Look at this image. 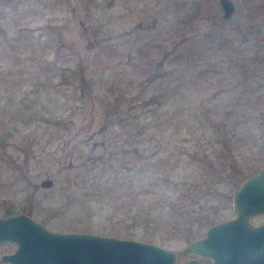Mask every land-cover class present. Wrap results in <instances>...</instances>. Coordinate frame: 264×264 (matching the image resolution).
Here are the masks:
<instances>
[{"label": "rangeland", "instance_id": "obj_1", "mask_svg": "<svg viewBox=\"0 0 264 264\" xmlns=\"http://www.w3.org/2000/svg\"><path fill=\"white\" fill-rule=\"evenodd\" d=\"M233 1L236 10L224 19L219 0H0V144L6 133L3 142L10 143L0 151V214L10 204L13 212L33 208L29 214L54 230L115 234L176 250L204 236L210 221L232 216V194L264 168V149L255 156L243 149L247 139L239 140L238 162L216 174L204 170L208 159L194 151L216 158L214 140L225 143L220 126L228 129L231 118L252 133L264 127L242 106L225 114L236 92L233 73L246 57L264 52V15L252 11L255 0ZM175 9L191 14L186 24H173ZM165 36L178 49L201 48L203 62L177 66L186 79L176 81L163 105L127 100L130 82L139 87L140 49ZM109 108L129 118L123 132L108 124ZM142 126H151L141 136L148 138L135 135ZM121 146H138V157L118 156L98 187V177L107 178L99 176L102 156ZM161 166L188 179L183 189L165 181ZM45 178L53 183L41 185ZM251 221H264V212ZM16 245L1 243L0 257ZM192 256L179 252L177 261ZM0 264L10 263L0 258Z\"/></svg>", "mask_w": 264, "mask_h": 264}, {"label": "water", "instance_id": "obj_2", "mask_svg": "<svg viewBox=\"0 0 264 264\" xmlns=\"http://www.w3.org/2000/svg\"><path fill=\"white\" fill-rule=\"evenodd\" d=\"M223 18L236 10L233 0H219ZM52 178L41 180L51 185ZM234 213L209 225L204 236L180 250L158 243L90 231L54 230L31 214H0V244L16 242L13 251L1 254L10 264H264V221L251 217L264 212V168L245 177L232 194ZM179 252L191 255L178 262Z\"/></svg>", "mask_w": 264, "mask_h": 264}, {"label": "trees", "instance_id": "obj_3", "mask_svg": "<svg viewBox=\"0 0 264 264\" xmlns=\"http://www.w3.org/2000/svg\"><path fill=\"white\" fill-rule=\"evenodd\" d=\"M254 3L255 5L251 7V9L255 12L258 11V14L256 16H260L262 14L264 15V0H255ZM176 10L178 9H175V11H173V18L178 19V21H175L173 24H186V17H190L191 14L188 11L179 14V11ZM170 31V29H166L165 33H169ZM160 39H164L162 40L164 41V43H161L162 41H155L157 42L156 44H151L148 42L145 48L140 49L139 53L141 56V60L138 61L139 64H137V67L135 69L136 80L138 81L139 87L132 86L134 84L131 81L128 92L129 96L126 98L129 101H133V103L140 102L142 105H163V100L168 95V93L174 92V89L177 86H175L176 81L186 79L185 70L182 69L180 72H178L177 66L182 65L188 68V66L196 65L197 63H199V61L201 63L203 62V58L201 57V48L197 47L198 49L196 50L195 48L188 50L182 48L181 50L180 48L178 49L177 41H171L169 36H165ZM246 59L247 60L244 63L245 66L243 67L242 71L234 72L232 75V78H234V84L230 89H234L236 92L235 97H233L231 107L229 109L225 107V114L229 116L235 115L234 112H236V108L242 106L244 108V111L246 110V113L249 112L248 116L251 118V120L254 119L253 116L255 115L257 120H254V123L257 121V123L262 126L264 124V52H255L253 55L246 57ZM208 65H212V62H208ZM250 75H255L260 78V80H256V83H253L252 81L248 80V77ZM111 104V106H114L116 108L120 105V102H112ZM248 107H252V109H247ZM217 108L219 107L216 104V109ZM110 111L111 109L109 108V113H113L114 116H110L108 118V124H110L111 126L114 124L115 128H118V130H122L121 132H123V130L129 125V118L127 116L120 115V112L118 113V111L116 113ZM197 118H199V116ZM231 119L232 120H229L230 125L228 129H226L227 127L225 124H223V127L220 126V129H222L221 132L225 128V143L219 139L214 140V142H219L218 149L216 148L214 150V153H216V158L209 157V153L207 152L199 155V149L197 151H194V153H196L197 157L199 156L200 159H208L204 166V170L208 171L209 173H221V171H223L222 167L227 162H231V164H235L236 162H238L239 159L237 160L236 157H238L237 154L242 149L240 147L241 144L239 143V140L244 141V139H247V141H245L247 144L243 143L244 145H246L243 149H249V151L252 152L255 156L262 153V149H264V127H261L259 131H255L252 133L251 130H248L246 127L240 125L235 118ZM257 123H255V125H257ZM201 125H199V127ZM150 128L144 126L135 135H137V137L144 136L146 135V130ZM118 135L119 134L115 135L114 133L112 134V137ZM8 137L9 136L6 133L3 137V141L7 140ZM154 137L155 136H152L151 138ZM145 138L148 137H141V139ZM3 141L0 144V151L6 149L7 145L10 144L9 142ZM127 141H124V143ZM124 143H122V145ZM133 145H138V143L134 142ZM138 151V146H134V149L132 150L124 149L123 146L119 147L117 150H115L114 148H107V155L102 156L101 158L102 171L100 172L101 174H99V176L101 177L104 173H107L105 175V177L107 178L102 179L98 177V181H96L98 187L100 184L102 186V184H104V182H106V180L111 177V168L113 169V165L116 166L118 156H123L122 158H129L130 156L138 157L137 155L133 154L137 153ZM217 161H219L218 164L220 166H216ZM128 164L130 163L126 162L127 168H129ZM105 169L109 170H107L106 172L104 171ZM211 170L214 171L211 172ZM167 171V166H161V168L159 167V172L164 175L163 178L166 182L173 183L175 186H179V188L183 189V185L188 182V179H178V177L173 175L176 173L172 174V172ZM134 179L136 180V178H133V180ZM140 182L142 184V179ZM154 184L158 183L154 181ZM0 185H2V183ZM192 185L194 187L193 189H195L196 185ZM186 188H188V190L186 191L184 189V197L190 195L193 190L190 186ZM32 209L33 208L28 207L23 208V210H25L27 213H31ZM13 211L14 209L10 204L6 208V214L12 213ZM185 213L186 212L183 211L182 214ZM211 224L212 223L210 221L209 225Z\"/></svg>", "mask_w": 264, "mask_h": 264}]
</instances>
